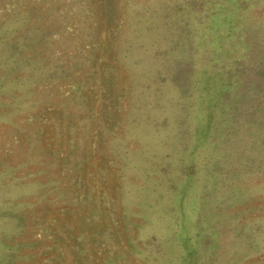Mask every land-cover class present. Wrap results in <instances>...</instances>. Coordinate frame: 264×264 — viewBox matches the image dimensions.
I'll return each mask as SVG.
<instances>
[{"label":"rangeland","instance_id":"374dc122","mask_svg":"<svg viewBox=\"0 0 264 264\" xmlns=\"http://www.w3.org/2000/svg\"><path fill=\"white\" fill-rule=\"evenodd\" d=\"M0 264H264V0H0Z\"/></svg>","mask_w":264,"mask_h":264}]
</instances>
